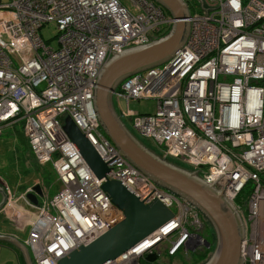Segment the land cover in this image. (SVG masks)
<instances>
[{
  "label": "built area",
  "instance_id": "obj_1",
  "mask_svg": "<svg viewBox=\"0 0 264 264\" xmlns=\"http://www.w3.org/2000/svg\"><path fill=\"white\" fill-rule=\"evenodd\" d=\"M200 8L189 12L187 37L174 54L124 77L112 97L135 130L163 144L164 156L188 161L207 182L216 179V188L238 170L223 193L245 224L242 264H264V0H202ZM46 22L55 26V45L38 32ZM172 23L155 0H0V134L19 121L30 153L50 162L60 183L35 204L27 200L34 211L24 243L33 264H58L123 217L101 186L105 177L95 175L63 129L67 114L107 163V178L146 201L158 198L174 213L107 264H141L150 253L158 258L163 240L169 255L201 242V211L119 153L92 100L112 49L157 38ZM138 98L155 99V112L122 106ZM248 181L242 215L235 199ZM0 185L7 207L9 188L1 178Z\"/></svg>",
  "mask_w": 264,
  "mask_h": 264
},
{
  "label": "water",
  "instance_id": "obj_2",
  "mask_svg": "<svg viewBox=\"0 0 264 264\" xmlns=\"http://www.w3.org/2000/svg\"><path fill=\"white\" fill-rule=\"evenodd\" d=\"M155 1L172 12L171 27L157 38L126 46L118 52L115 49L110 51L109 57L96 75L92 97L94 109L104 132L120 154L151 177L156 184L190 201L207 218L213 228L215 241L211 247V242L200 235L201 241L212 249L199 264H242L240 245L245 237V224L235 204L223 193L224 187L238 170L223 189L216 188L213 185L216 179L207 182L197 173L198 169H191L167 159L137 137L119 114L112 97L113 88L124 77L164 62L187 37L190 21L186 2ZM200 5L202 7V0ZM203 8H206L207 15V7ZM63 129L95 175L98 178L105 177L101 186L112 202L122 208L123 217L90 242L81 244L61 256L58 264H107L172 219L174 213L158 198L146 201L122 181L107 178V163L69 114L64 117ZM41 194V187L35 182L18 197L35 204L37 196ZM5 198L6 193L0 185V209L3 208ZM0 239L16 246L25 264H33L24 241L4 233H0ZM146 258L154 260L156 254H147Z\"/></svg>",
  "mask_w": 264,
  "mask_h": 264
},
{
  "label": "rangeland",
  "instance_id": "obj_3",
  "mask_svg": "<svg viewBox=\"0 0 264 264\" xmlns=\"http://www.w3.org/2000/svg\"><path fill=\"white\" fill-rule=\"evenodd\" d=\"M185 1L189 6V12L201 11L199 0ZM38 32L45 42L51 45H55V26L52 22H46L41 25ZM127 105L132 110H135L140 113H154L156 110V100L153 98L130 99L127 104L125 100H122V106L127 109ZM116 106L118 108L117 104ZM124 120L127 123L128 127L135 133L137 137L141 138L145 143H147L159 154H164L163 144H159L151 137L140 134L137 130L133 128L128 118H124ZM19 128L20 122L16 121L13 125L8 124L4 126L0 134V177L3 178L4 181L11 187L12 191L18 195L23 192L26 188L34 184L35 181H37L36 178L38 175L34 167L37 161L30 153L26 143L21 138V136L19 137V135H16L14 132V129L18 130ZM20 131L21 134H23L21 128ZM165 156L167 158H170V155ZM175 159L185 167L193 168V166L188 161L180 157H175ZM49 164L50 162L43 164L42 168L43 174L46 171H49L50 173L47 178H44V185L47 189L48 195H51L56 189L59 188L60 183L58 179H56L55 173L53 172ZM261 176L264 178V172H261ZM249 185H251V181H249ZM44 195L47 194L44 193ZM241 197V201H244L242 202L243 209L241 213L242 215H244L246 213V198L248 197V194H245V192H243ZM38 199H41V195H38ZM203 218L204 226L201 230V232L203 233L202 235L205 236L212 243H214L215 234L213 232V228L204 216ZM27 231L28 224H26L22 228L14 230V232L17 233V235L22 239H25ZM165 245H167L166 240L160 241L157 245L161 248V252L159 253L158 258L156 259L159 264H189L187 258L189 259L190 252L188 250H191L192 246H187V248H183V246H181L175 254L169 255L167 254L164 248ZM141 264H153V262L152 260H148L146 256H143L141 258Z\"/></svg>",
  "mask_w": 264,
  "mask_h": 264
},
{
  "label": "crops",
  "instance_id": "obj_4",
  "mask_svg": "<svg viewBox=\"0 0 264 264\" xmlns=\"http://www.w3.org/2000/svg\"><path fill=\"white\" fill-rule=\"evenodd\" d=\"M1 179L4 180L3 178ZM8 188L11 202L9 206L6 207L3 205V208L0 209V233L10 234L24 241L14 230L22 228L27 224L28 219L31 218V211H34V207H32L27 200L19 198V195L15 194L9 185ZM38 200L40 199H38L37 196V201ZM29 257L31 260L30 253ZM0 264H25V261L16 246L6 240L0 239Z\"/></svg>",
  "mask_w": 264,
  "mask_h": 264
},
{
  "label": "trees",
  "instance_id": "obj_5",
  "mask_svg": "<svg viewBox=\"0 0 264 264\" xmlns=\"http://www.w3.org/2000/svg\"><path fill=\"white\" fill-rule=\"evenodd\" d=\"M14 132H15L16 135H19V137L21 136V138L24 140V142L26 143V145L28 147L27 140H26L25 136L23 134H21L20 128L18 130L17 129H14ZM167 159H169L171 161H174V162L182 165L180 162L176 161V159H174V158H171L170 157V158H167ZM45 163H47V162H44V163H38L37 162L34 167H35V169L37 171V174H38L37 175V179H36L37 181L36 182L40 185L41 190H42V193L43 194L46 193L48 195L47 189H46V187L44 185V183H45L44 178H47L50 173H49V171H46L43 174V168H42V166ZM49 166L52 168V166L50 164H49ZM52 170H53V168H52ZM53 172H54V170H53ZM263 183H264V178H263ZM250 189H251V185H249V181H248L244 185L242 191L238 194L237 198L235 199V202L237 204L244 202V201H241L242 200L241 199L242 198L241 195H242L243 192H245V194H248L250 192ZM188 251L190 252L189 259L187 258L189 264H199L204 259H206V257L209 255L208 253L210 252V248H207L206 246L203 245L202 247H197V248L191 249V250L189 249Z\"/></svg>",
  "mask_w": 264,
  "mask_h": 264
},
{
  "label": "flooded vegetation",
  "instance_id": "obj_6",
  "mask_svg": "<svg viewBox=\"0 0 264 264\" xmlns=\"http://www.w3.org/2000/svg\"><path fill=\"white\" fill-rule=\"evenodd\" d=\"M185 1V0H184ZM186 2V1H185ZM186 7H187V10H189V6H188V4H187V2H186ZM164 8V10L166 11V12H169L171 15H172V12L168 9V8H165V7H163ZM169 157H171V158H174L175 159V157L174 156H169ZM203 229V228H202ZM201 229V230H202ZM201 230L199 231V234L200 235H202L203 233L201 232ZM203 236V235H202ZM205 237V236H204ZM210 241V240H209ZM211 242V241H210ZM212 242H211V247H212ZM206 246V244L204 243V242H199L197 245H195L194 246V248H192V249H195V248H197V247H202V246ZM207 247V246H206ZM211 247H207V248H210V251H211ZM157 259V258H156ZM156 259H154V260H152V262H153V264L154 263H156V264H159L157 261H156ZM172 264H175V263H172Z\"/></svg>",
  "mask_w": 264,
  "mask_h": 264
},
{
  "label": "clouds",
  "instance_id": "obj_7",
  "mask_svg": "<svg viewBox=\"0 0 264 264\" xmlns=\"http://www.w3.org/2000/svg\"><path fill=\"white\" fill-rule=\"evenodd\" d=\"M109 137V136H108ZM166 157V156H165ZM42 195H43V193H42ZM206 218V217H205ZM207 219V218H206Z\"/></svg>",
  "mask_w": 264,
  "mask_h": 264
}]
</instances>
